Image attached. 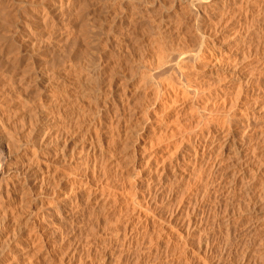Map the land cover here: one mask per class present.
Listing matches in <instances>:
<instances>
[{
    "label": "bare ground",
    "instance_id": "obj_1",
    "mask_svg": "<svg viewBox=\"0 0 264 264\" xmlns=\"http://www.w3.org/2000/svg\"><path fill=\"white\" fill-rule=\"evenodd\" d=\"M8 3L10 10L2 6L8 11L0 13V45L3 42L5 51L12 49L13 62L9 51L7 57L14 67L7 65L8 58L0 57L2 63L7 62L1 65L11 68L7 73L0 66L6 70H0V200H19L27 187L26 191L35 189L39 194L32 199L37 212L26 221L17 222L20 214L8 218L13 233L0 247V264L71 263L83 247L74 244L73 255L63 252L67 257L57 260L49 251L52 240L46 238L58 224L63 228L66 212L77 211L83 217L85 212L90 214L87 209L92 205L99 214L112 209L113 214L132 216L136 221V237L128 235L129 228H136L135 224L131 228L130 221L125 225L122 221L125 231L117 234L121 242L117 248L124 251L123 258H129L128 264H141L142 245L150 246L153 241L158 243L152 253L171 251L186 256L196 243V255L209 256L213 250L210 234L215 232L207 229L205 219L210 211L205 209L212 207L219 186H224L223 195L232 202L239 186L236 169L246 166L243 174H251V182L243 190L250 198L242 205L250 211L260 200L253 190L264 182V162L258 164L264 155L256 158V150L264 149L260 146L264 132V0ZM55 12L61 18L56 27L60 33L50 26L56 23ZM73 49L83 51L74 52L78 60L72 56ZM54 52L61 56V63L51 58ZM21 62L25 63L22 69ZM177 133L183 134L173 137ZM221 171L226 172L220 175L223 180L216 182ZM196 173L202 174V180L195 181ZM176 192L181 194L179 199ZM263 192L261 188V199ZM220 201L213 204L221 206ZM0 205L4 206L2 201ZM229 206L222 217L227 226L222 239L227 242L233 228L243 222L233 221L235 210ZM228 207L234 210L231 215ZM45 239L43 245L40 241ZM39 242L43 246L37 249ZM41 249L42 256L32 260ZM104 252L98 264H111L112 258L116 261L110 251ZM79 255L75 257L84 261ZM117 257L119 262L125 260Z\"/></svg>",
    "mask_w": 264,
    "mask_h": 264
},
{
    "label": "rangeland",
    "instance_id": "obj_2",
    "mask_svg": "<svg viewBox=\"0 0 264 264\" xmlns=\"http://www.w3.org/2000/svg\"><path fill=\"white\" fill-rule=\"evenodd\" d=\"M1 2H0V10L3 8L2 6H5L6 7V5H9V6H7V7H9L10 8V4L8 3V1L9 0H0ZM3 1V2H2ZM6 1H7V3H6ZM2 4V5H1ZM4 4V5H3ZM4 7V8H5ZM6 7V9H8V10H10L9 8H7ZM3 8V10L2 11H0V13L1 12H4V9ZM8 10H5V11H8ZM57 12V11H56ZM55 12V13H56ZM23 15V17L24 18H26L28 15L27 14H22ZM27 15V16H26ZM0 16H1V14H0ZM26 16V17H25ZM55 16H57L56 17V23H54V24H51L50 26L52 27L53 25H54V27H52V29H54L55 31L56 30H58V28H56L57 26H58V23L60 22V15L58 14V13H56L55 14ZM1 18V17H0ZM59 19V20H58ZM58 20V21H57ZM1 21V20H0ZM39 25H41V23L39 24ZM50 26H48V27H50ZM50 27V28H51ZM14 28H16V30H17V27H15V25L13 26V31H16V30H14ZM42 28V27H41ZM59 31V30H58ZM0 35L2 36V32L0 31ZM58 33V32H57ZM59 33H60V31H59ZM261 35V34H260ZM261 37V36H260ZM2 40H3V38H2ZM3 41H5V39L3 40ZM3 44V42H1V45ZM0 45V46H1ZM3 50V47L1 46V48H0V51H2ZM10 50H12L10 47L8 48V51L10 52V54L12 55V57H10V56H8V51H5V50H3L2 52H0V57H1V59H4L5 57L6 58H10L11 60H12V58H13V54H12V51H10ZM77 50V49H76ZM76 50H74L73 49V53L74 52H76ZM78 51H80V50H77V52L76 53H80L81 54V52H83V51H80V52H78ZM2 53V54H1ZM4 53V54H3ZM7 54V55H6ZM75 54V53H74ZM72 54V56H74L75 58L76 57H78L79 55H77V54ZM6 55V56H5ZM8 56V57H7ZM51 58H53V59H56L57 58V60L56 61H58L59 60V62L61 61L60 59V55L58 54V56L56 55V53L54 52L53 53V55L51 54ZM60 56V57H59ZM3 57V58H2ZM55 57V58H54ZM59 57V58H58ZM80 57H81V55H80ZM5 58V59H6ZM8 58V59H9ZM0 59V60H1ZM8 59H6V60H8ZM9 59V61H7L8 62V64H7V62L6 61H4L3 60V62L5 63H2L1 61H0V66H2L1 64H4V65H14V63H12L13 62V60H12V62H11V60ZM77 60L79 59V58H76ZM27 61V60H26ZM61 63V62H60ZM22 64V65H21ZM24 64L25 63H19V65H20V69H22V68H24ZM4 65L2 66V69L4 68H6V67H4ZM9 65V66H10ZM7 67L6 68V70L8 69V68H10V67ZM14 67V66H13ZM22 67V68H21ZM11 69V68H10ZM10 69L9 70H4V71H6L7 73L10 71ZM1 70V69H0ZM2 72H4L3 70H1ZM5 73V72H4ZM6 73V74H7ZM262 74V76L264 75V72L263 73H261ZM264 77V76H263ZM3 87H4V85H3ZM4 89H6V87H4ZM7 90V89H6ZM182 117H183V115H182ZM186 117L184 116L182 119H181V122H182V124L183 125H185V127H186V119H185ZM185 119V120H184ZM183 120V121H182ZM181 122L179 123L180 124V126L182 127L180 130H184V126L181 124ZM184 127V128H183ZM180 128V127H179ZM179 130V131H180ZM261 131L263 132L264 131V129H261ZM182 132V131H181ZM261 132V133H262ZM179 134V135H178ZM181 134V135H180ZM182 134L183 133H177V134H175L173 137H175V138H180V136H182ZM174 138V139H175ZM263 140H264V132H263V136L261 137ZM260 138V146L261 147H263L264 145H262V144H264V141L262 140ZM261 141H263L262 142V144H261ZM177 152H179L180 151V148L178 147L177 149ZM259 150V151H258ZM258 150H256V155L258 154V156L256 157L257 158V160H258V158H260L261 156H263L264 155V149H260V147H259V149ZM261 150V151H260ZM263 153V154H262ZM169 154V153H168ZM167 154V155H168ZM173 153H171V154H169V155H172ZM177 154V153H176ZM175 154V155H176ZM262 154V155H261ZM174 155V154H173ZM174 155V156H175ZM255 155V156H256ZM260 156V157H259ZM167 157V156H166ZM257 160H255L256 162H257ZM263 160V161H262ZM259 161V165H260V163L261 162H264V156L263 157H261V159H259L258 160ZM258 164H255V165H257V167L254 165V168H257L258 169ZM262 164V163H261ZM242 169H241V168ZM238 168H240V169H238ZM238 168L236 169V171H238L239 173H238V176H237V179H238V190L236 191V196L233 198V197H231L232 199H230V200H232V202L231 201H229L228 199L229 198H225L224 197V193H223V188H224V186L221 188L220 186H219V189H218V191L214 194V196H213V200H212V207L211 208H214L215 210H210L211 208H210V206H208V208H206L205 209V211H208L209 213H205V217H206V215L208 216V218L207 219H205V220H208V221H206L207 223V225H208V227H207V229L208 230H210V232L211 231H213L214 230V234L213 233H211L210 235H211V241H212V245H213V250H212V252H211V254L209 255V256H207V257H199L198 255H196V253L194 252V249H195V247H196V243L194 244V246L195 247H193L192 246V248H190L189 249V252H188V254H186V256L184 255H177V253L175 252V253H173V252H171L170 251V253H167L166 254V252H162L161 254H156V253H152L154 250H155V248H156V244L158 243V241H153V242H150L151 243V245L149 246L148 245V243H144L142 246H143V248H142V246H141V248L144 250H146V252L145 251H143V250H141V253L142 252H144V253H142L143 254V258H142V262H141V264H146V261H147V263L148 264H179V263H183V264H190V262H191V264H199V263H201V264H264V257L262 258V255L264 256V253H261L260 254V250L263 252V250H264V220H262V219H264V202L262 203L261 201H263L264 200V197L261 199L259 196H258V194H259V190H261V188H264V180H262V182L263 183H261L260 182V186H261V188H260V186L258 187V186H255V187H257L259 190H257V189H255V190H257V191H255V190H253L255 193H253L254 194V196H256L257 195V197H256V199H260V200H257L256 202H257V207L255 208V210L254 209H252V210H250V211H248L250 208H248V207H246V206H244L245 205V202L246 201H248L249 200V196L250 195H247L246 194V190L245 189H247L248 188V186L249 185H247V184H250V182H251V174H243V171H245V169L247 168L246 166L244 167L243 165L242 166H238ZM247 170V169H246ZM242 171V172H241ZM241 172V173H240ZM199 173V172H198ZM223 173H226L225 171H221V173H219V174H217V181L216 182H218V181H220V182H222V176H220V175H222ZM197 174V173H196ZM232 174V173H231ZM230 174V175H231ZM198 175V174H197ZM202 174L200 173V175H198L199 177H197V179H195V181L196 180H198L200 177V179L199 180H202V177L203 176H201ZM219 175V176H218ZM243 175V176H242ZM193 176H194V173H193ZM196 176V175H195ZM241 176V177H240ZM250 176V177H249ZM118 177V178H117ZM117 177H115V178H117V179H119V177L120 176H117ZM221 179H219V178ZM248 177V178H247ZM195 178V177H194ZM240 178V179H239ZM249 178H250V181H249V183H248V181L247 180H249ZM131 179H133V178H131ZM247 179V180H246ZM263 179H264V176H263ZM243 180V181H242ZM247 182H246V181ZM193 181H194V179H193ZM194 181V182H195ZM241 181V182H240ZM197 182V181H196ZM215 182V183H216ZM246 182V183H245ZM240 183H241V185H240ZM261 184H263V186L261 185ZM241 186V187H240ZM245 186L247 187V188H245ZM185 187V186H184ZM218 187V186H217ZM216 187V188H217ZM221 188V189H220ZM240 188H242V189H240ZM245 188V189H244ZM26 189H28V187L26 188ZM26 189L23 191V193H21V199H20V194H19V200H21V201H19V200H16V201H9V199L7 200V198H6V200H5V198L4 199H2V200H0V201H2V203H3V205L4 206H1L0 205V227H2L3 225V227L2 228H0V242H1V244L3 243L4 245H5V243L6 242H8V241H6V240H9V237H10V235L12 236V229H9V228H12L11 227V224H12V222H9V219H12L13 218V216H18L19 214V220H17V222H21V221H23V220H25L26 221V218L28 219V217H31V216H28V215H32L33 213H35V211L37 212V210H35V208H32V206H33V202L35 201L34 200V197L36 196L37 197V195L39 194V193H37V191L35 190V189H33L32 191H31V193H30V191L29 190H27L26 191ZM145 189V188H144ZM240 189V190H239ZM245 191H244V190ZM179 190V189H178ZM219 190H221L220 192H219ZM244 191L243 193H242V191ZM29 191V192H28ZM239 191V192H238ZM252 191V192H253ZM178 192V191H177ZM176 192V193H177ZM28 193L30 194V195H28ZM36 193V194H35ZM238 193V194H237ZM24 196H26L25 198H23V200H22V197H23V195ZM243 196L242 198H241V196ZM243 194V195H242ZM246 194V195H245ZM239 195V197H237ZM248 196L247 198H244L245 196ZM252 195V194H251ZM262 195H264V192H263V194ZM34 196V197H33ZM176 196H178L176 199H179V197L181 196V194H179V193H177L176 194ZM215 197V198H214ZM222 198H223V200H222ZM27 199V200H26ZM34 201H33V200ZM216 199V200H215ZM217 199H218V201H220V204H221V206L219 205H217V204H213V203H216L217 202ZM220 199V200H219ZM226 199V201H224ZM23 201H24V203H23ZM166 200H164V202H165ZM177 201V200H176ZM225 202L226 204H227V201H228V204L226 205V204H224L223 202ZM236 201H237V203H236ZM29 202V203H28ZM235 202V203H234ZM232 203H234L233 205H232ZM241 203V205H242V203L244 204V205H242V206H244L243 208L242 207H240V206H238V204H240ZM30 204H32V205H30ZM159 205H160V203H158ZM237 204V205H236ZM15 205V206H14ZM217 205V206H216ZM229 206V207H231L232 209H234L235 210V212H234V214L232 215V219H233V221L234 220H237V221H239V220H241V222L243 223H241V229H240V227L239 226H237L236 228H233V232L231 233V238H229L230 240L227 242V241H224V239H222V238H226V233H227V226L226 225H224V223H222L223 222V219H222V217H223V215L224 214H226V212H225V208H226V206ZM235 205V206H234ZM26 206V207H25ZM216 206V207H215ZM23 207V208H22ZM25 207V208H24ZM224 207V208H223ZM228 207V208H229ZM245 207H246V209H248V210H244L245 209ZM4 208H6L5 210H4ZM26 208H28V209H26ZM95 207H93V205L90 207V208H88L87 210V212H89L90 211V209H91V211L89 212L90 214H86V212L83 214V217H82V215L79 217L78 216V213H77V211H70V212H66L65 213V217H63V223H61L62 224V226H63V228L61 227V225H59L58 224V228H57V226H56V228L54 227V229L52 230V232H50V237H47L46 239L48 240V241H51V244H49L48 246L50 247V250L49 251H51L50 253L52 254V255H56V258H57V260H59L58 258H60V257H62V255H63V252H65L67 255H70V253L72 252V250H73V252H75V245H77L78 243H79V245L81 246V247H83L82 248V251L79 249V254H81V255H79V254H77V253H75L74 254V260L73 261H71V263L69 262L68 264H93L94 262V264H98L97 262L99 261V259L101 258V256L103 255V253H105L104 251H106V252H109V253H111L112 255L114 254V256H115V260L117 261L118 260V255H119V259H120V257H121V259H125L126 260V262H125V260H123V261H120L119 262V260L117 261V262H119L120 264H128L129 263V258H126L125 256H124V258H123V256H121V253L122 252H124L123 250H122V248H117V247H120V243L121 242H119L118 240H117V234L119 233V235H121V234H123L124 233V231H125V227L124 226H122V224L123 225H125V223H128L127 221H130L129 223H131L132 224V227L131 228H133V225L136 227L135 229H133V231H131V229L129 228L128 230H129V233H128V235L129 236H132V237H136L137 235V223H136V221H134V219H131L132 218V216H124L123 217V215H122V217L125 219H123L121 216H119V215H117L118 213H112L111 211H112V209L110 210H101V214H99L100 213V211L98 212V211H96V208L94 209ZM240 208V209H239ZM25 209V210H24ZM36 209H39V207L37 208L36 207ZM232 209H228V212H229V214L231 215V212L232 211H234V210H232ZM263 209V210H262ZM21 210H24V212H21ZM92 210H93V212H92ZM232 210V211H231ZM257 210V211H256ZM259 210H261V211H259ZM14 211V212H13ZM27 211V212H26ZM75 214H74V213ZM105 212L108 214V215H106L105 214ZM214 214H213V213ZM217 212V213H216ZM221 212V213H220ZM240 212V213H239ZM246 212V213H245ZM258 212V213H257ZM96 213V214H95ZM224 213V214H223ZM233 213V212H232ZM2 214V215H1ZM17 214V215H16ZM95 214V215H94ZM211 214V215H210ZM219 214V216H217V215ZM243 214V215H242ZM248 214V215H247ZM22 215V216H21ZM34 215H36V214H34ZM97 215V216H96ZM100 215H101V217H100ZM104 215V216H103ZM216 216V219H215V217L214 216ZM235 215V216H234ZM240 215V216H239ZM11 216H12V218H11ZM92 216V217H91ZM94 216V217H93ZM96 216V217H95ZM109 216H110V218H109ZM240 218V217H242V218H238V217ZM3 217V218H2ZM72 217V218H71ZM85 217V218H84ZM118 217V218H117ZM130 217V218H129ZM214 217V218H213ZM218 217V218H217ZM235 217V218H234ZM245 217V218H244ZM2 218V219H1ZM9 218V219H8ZM91 218V219H90ZM100 218V219H99ZM101 218H103V220H101ZM210 218V219H209ZM6 219V220H5ZM21 219V220H20ZM70 219V220H69ZM72 219L74 220V222L72 221ZM96 219V220H95ZM116 219V220H115ZM118 219V220H117ZM122 219V220H121ZM128 219V220H127ZM212 219V220H211ZM215 219V221L213 222V220ZM243 219V220H242ZM255 219V220H254ZM2 220H4L3 221V223H2ZM104 220H106V221H104ZM222 220V221H221ZM247 220V221H246ZM262 220V221H261ZM100 221V222H99ZM118 221V222H117ZM123 221V223L121 224V222ZM258 221V222H257ZM64 222H65V224L66 225H64ZM67 222H69V223H67ZM73 222V224H70V223H72ZM94 222V223H93ZM135 222V223H134ZM10 224V226H8L9 224ZM105 223V224H104ZM107 223V224H106ZM116 223V224H115ZM220 223V224H219ZM223 225H222V224ZM1 224H2V226H1ZM67 224L69 225V227L67 226ZM75 224V225H74ZM94 224V225H93ZM96 224V225H95ZM113 224V225H112ZM7 225V226H6ZM43 223H42V227H43ZM93 225V226H92ZM101 225V226H100ZM115 225V226H114ZM117 225V226H116ZM119 225V226H118ZM67 228H66V227ZM70 226H71V228H70ZM84 226V227H83ZM88 226V227H87ZM90 226H92V228L90 227ZM97 227V230H96V228H94V227ZM122 226V227H121ZM7 227V228H6ZM40 227V226H39ZM63 229V231H62V229ZM77 227V228H76ZM86 227V228H85ZM101 227V228H100ZM104 227V228H103ZM118 227V228H120L119 229V231L118 230H115L116 228ZM171 227V226H170ZM59 228H60V230L62 231V232H67L66 234H63L60 230H59ZM87 228H90V229H87ZM117 228V229H118ZM5 229V230H4ZM55 229H58L59 231H60V233H59V231L58 230H55ZM64 229H66V230H64ZM92 229H95V230H92ZM213 229V230H212ZM235 229H237V230H235ZM262 229V230H261ZM8 230V231H7ZM90 230V231H89ZM215 230H217V231H215ZM221 230H223L222 232H221ZM11 231V232H10ZM43 231H45L44 229H43ZM57 231H58V233H57ZM71 231H73V232H71ZM93 231V232H92ZM226 231V232H225ZM71 234H70V233ZM82 232H83V234H82ZM87 232V236H88V234H89V236H90V238L88 239L87 238V236H85L84 235V233H86ZM89 232V233H88ZM128 232V231H127ZM217 232V233H216ZM220 232V233H219ZM7 233H9V234H7ZM11 233V234H10ZM77 233H78V235H77ZM95 233V234H94ZM98 233V234H97ZM219 233V234H218ZM60 234H62V235H60ZM81 234V235H80ZM91 234H92V236H91ZM112 234V235H111ZM224 234H225V236H224ZM260 234V235H259ZM77 235V236H76ZM113 235H114V237H113ZM115 235H116V238H115ZM217 235V236H216ZM55 236V237H54ZM70 236H71V238H70ZM82 236V237H81ZM219 236H221V237H219ZM255 236V237H254ZM258 236V237H257ZM261 236H263V237H261ZM56 237H57V240H56ZM64 237V238H63ZM73 237V238H72ZM77 237V238H76ZM87 239H86V238ZM140 237V235H138V238ZM250 237V238H249ZM254 237V238H253ZM6 238V239H5ZM60 239V241H61V244H60V241H59V239ZM94 238V239H93ZM107 239V241H108V239H109V241H108V243H110L109 245H108V243L106 242V240L105 239ZM244 238V239H243ZM253 238V239H252ZM262 238V239H261ZM46 239L45 240H42V241H40L42 244H43V241H46ZM62 239H64L63 241H62ZM78 239H80V240H78ZM88 240V241H86V244H82L83 242H85V240ZM79 242H78V241ZM91 240V241H90ZM136 240H138L139 241V239H137L136 238ZM223 240V241H222ZM262 240H263V242H262ZM56 241H58L59 243H57ZM68 241L70 242V243H68ZM82 241V242H81ZM93 241V243L94 244H92L91 242ZM210 241V242H211ZM234 241V242H233ZM39 242V243H40ZM67 242V243H66ZM80 242H81V244H80ZM89 244H88V243ZM97 242V244L95 245V243ZM102 242L104 243H106L105 244V246L102 244ZM114 242V243H113ZM117 242V243H116ZM220 242V244H218ZM222 242V243H221ZM243 242V243H242ZM39 243H36L35 244V246L37 247V249L38 248H41L42 246H41V243H40V245H39ZM53 243V244H52ZM54 243H55V245H54ZM65 243V244H64ZM73 243V244H72ZM116 243V244H115ZM119 243V244H118ZM149 243V244H150ZM156 243V244H155ZM0 244V247L1 246H3V244L1 245ZM7 244V243H6ZM59 244V245H58ZM63 244V245H62ZM67 244V245H66ZM71 244H72V246H71ZM75 244V245H74ZM91 244V245H90ZM153 244H155V245H153ZM54 245V246H53ZM65 245V246H64ZM84 245H85V247H84ZM115 245V246H114ZM148 247H147V246ZM41 246V247H40ZM57 246V247H56ZM70 246V247H69ZM75 246V247H74ZM78 246V245H77ZM87 246V247H86ZM101 246H103V248L101 247ZM219 248H218V247ZM238 246V247H237ZM36 247H34V248H36ZM60 247H62L61 249H63L62 251H61V249H60ZM72 247H74V249L72 248ZM100 247V248H99ZM105 247V248H104ZM108 247V248H107ZM116 247V248H115ZM146 247V248H145ZM230 247V248H229ZM84 248L86 249V250H84ZM88 248V249H87ZM97 248V249H96ZM99 248V249H98ZM148 248H152V251L151 250H149ZM154 248V249H153ZM37 249H34V251H36ZM60 249V250H59ZM92 249V250H91ZM106 249V250H105ZM116 249V250H115ZM43 250V251H42ZM66 250H67V252H66ZM104 250V251H103ZM113 250V251H112ZM121 250V251H120ZM164 250V249H163ZM258 250V251H257ZM53 251V252H52ZM57 251V253H55ZM70 253H69V252ZM89 251V252H88ZM95 251V252H94ZM96 251H97V253H96ZM101 251H103V253L101 252ZM148 251H149V253H148ZM165 251V250H164ZM23 252H26V251H23ZM59 252H60V254H59ZM72 252V253H73ZM83 252H85L84 254H85V256H83L84 254H83ZM98 252H99V254H98ZM115 252V253H114ZM117 252V253H116ZM119 252V253H118ZM32 253V252H31ZM44 253V249H41V250H39L38 252H36V253H34L33 254V257L35 256H37L36 257V259L37 258H40L41 256H42V254ZM71 253V254H72ZM147 253V254H146ZM173 253V254H172ZM192 253H194L193 255H192ZM216 253V254H215ZM36 254V255H35ZM83 254V255H82ZM87 254V255H86ZM89 254V255H88ZM171 254V255H170ZM176 254V255H175ZM179 254V253H178ZM191 254V255H190ZM61 255V256H60ZM65 255V254H64ZM63 255V257L64 258H66L67 257V255H65L64 256ZM73 255V254H72ZM71 255V256H72ZM82 256L83 258H84V261L82 260H79V257H75V256ZM92 255V256H91ZM94 255H95V257H94ZM96 255H97V257H96ZM117 255V256H116ZM155 256L156 258L154 259V257L153 256ZM157 255V256H156ZM259 255L261 256V257H259ZM70 256V257H71ZM100 256V257H99ZM114 256H112V257H114ZM145 256V257H144ZM160 256V257H159ZM162 256V257H161ZM189 256H191V257H189ZM195 256V257H194ZM198 256V257H197ZM32 256L30 257L32 260H36L35 259V257L33 258ZM62 257V258H63ZM117 257V258H116ZM170 257V258H169ZM182 257V258H181ZM146 258H147V260H146ZM152 258V259H151ZM194 258L197 260H194ZM197 258H199V259H197ZM208 259V260H204V259ZM219 258V259H218ZM61 259V258H60ZM69 259V258H68ZM68 259L66 260V261H68ZM81 261V263L78 261ZM80 259H82V258H80ZM96 259V261H94V260ZM113 259V261H114V258H112ZM190 259H192V260H190ZM128 260V261H127ZM153 260V261H152ZM156 260V261H155ZM178 260V261H177ZM182 260V261H181ZM195 262H194V261ZM200 262H199V261ZM94 261V262H93ZM112 261V262H113ZM116 261H114L115 263L114 264H119V263H117ZM177 261V262H176ZM187 261H189V262H187ZM205 261V262H204ZM207 261V262H206ZM220 261V262H219ZM259 261H261V263L259 262ZM90 262H92V263H90ZM112 262H111V264H112ZM123 262V263H122ZM125 262V263H124ZM128 262V263H127ZM168 262V263H167ZM199 262V263H198ZM203 262V263H202ZM212 262V263H211ZM263 262V263H262ZM181 263V264H182ZM50 264H55L54 262H51ZM131 264H133V263H131Z\"/></svg>",
    "mask_w": 264,
    "mask_h": 264
}]
</instances>
